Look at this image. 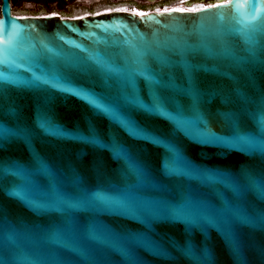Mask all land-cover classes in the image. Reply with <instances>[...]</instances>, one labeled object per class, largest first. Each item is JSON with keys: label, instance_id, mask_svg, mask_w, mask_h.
<instances>
[{"label": "water", "instance_id": "95a60500", "mask_svg": "<svg viewBox=\"0 0 264 264\" xmlns=\"http://www.w3.org/2000/svg\"><path fill=\"white\" fill-rule=\"evenodd\" d=\"M80 1L92 0H62L66 5ZM206 2L70 19L57 15L14 16L10 0H0V27L10 22L19 34L10 62L0 64V71L9 77V81L0 80V126L31 133V143L19 136L0 143V163L18 161L31 167L36 154L47 163L58 192L75 195L70 181L79 177L83 189L103 188L110 195H119L132 181L123 161L109 148L99 146L115 143L128 149L143 168L144 183L135 193L138 199L151 202L152 211L180 206L191 199L217 211L230 205L239 214L229 215L226 222L213 219L189 225L146 214L80 210L74 214L76 223L81 228L94 223L99 232L96 241L80 237L71 241L84 253L77 256L46 242L55 214L35 213L22 201L0 193V245L7 249L6 255L21 258L22 264L39 257L49 261L60 257L70 264H90L92 257L99 264H264V199L250 183L264 184V154L201 143L195 130L178 128L163 116L134 112L132 118L138 128L160 141L153 144L131 136L86 99L94 97L107 103L103 66L126 69L140 48L147 46L170 55L168 47L174 42H203L218 49L223 40L233 56L214 62L221 73L228 75L203 78L222 90L205 105L204 115L208 118L209 114L231 110L239 117L242 129L251 131L249 114L256 119L264 116L260 107L264 103V64L258 62L264 61V49L257 47L256 60L247 49L249 39L264 44V3ZM254 12L258 19L249 25L246 21ZM140 88L145 95L142 79ZM223 96L228 97V103ZM42 117L50 119L64 135L50 136L40 130ZM208 126L217 135H229L214 116ZM93 130L98 144L73 138L88 136ZM168 145L179 154L182 164L201 173L222 174L224 183H212L199 175L167 174L165 164L173 163ZM36 183L41 191L50 188L47 177H38Z\"/></svg>", "mask_w": 264, "mask_h": 264}, {"label": "snow or ice", "instance_id": "6c2138e0", "mask_svg": "<svg viewBox=\"0 0 264 264\" xmlns=\"http://www.w3.org/2000/svg\"><path fill=\"white\" fill-rule=\"evenodd\" d=\"M264 3V0H261ZM223 6L218 4L217 7ZM258 19V13H252L246 23L252 25ZM239 23V21H237ZM16 25L3 22L0 27V64H8L11 49L19 39V34L14 31ZM248 55L254 60L258 57L257 47L264 49V44L255 39H249ZM41 43H43L41 41ZM170 55L152 51L150 47H143L135 52L131 58L130 67L116 69L111 65H104L105 78L103 84L107 92V103H100L94 97H86L88 103L96 109L106 113L117 121L133 137L158 144L160 141L144 133L136 125L132 114L142 111L150 116H163L171 120L178 128L195 130L201 143H214L227 147H238L241 151L260 152L264 154V116L256 119L251 116L252 130L242 129L239 117L231 110L204 115L205 105L222 90L212 81H204V77L226 76L221 73L214 63L220 58H229L233 54L226 43L221 40L220 47L214 49L203 42H188L183 40L174 42L168 47ZM175 57V58H173ZM125 63L129 58H124ZM209 61H213L212 64ZM264 64V61H258ZM143 80L145 95H141L140 80ZM0 80L9 81L5 72L0 71ZM223 101L228 103V97L223 96ZM264 111V103L261 104ZM127 113L126 115L122 114ZM215 117L222 127L229 131L228 136L217 135L211 130L209 120ZM38 127L50 136H63L64 133L57 128L50 119L41 118ZM19 136L25 143H31V133L21 130L12 132L0 126V143L6 142L10 137ZM86 144H98L95 131L88 136H77ZM101 148H109L115 157L123 161L128 178L132 181L128 190L119 195H110L105 189L98 188L88 191L80 187L79 177H73L70 188L75 195L61 193L54 188V177L47 163L38 155L33 154L32 166L26 167L18 161L0 163V193L9 198L22 201L35 213L55 214L54 223L48 229L45 240L47 243L61 249H68L77 256L84 255L79 247L71 241L77 237L87 241L98 239L99 229L94 223L80 227L74 214L77 211H115L125 214H146L153 219L179 220L185 224L211 222L213 219L227 220L229 215L238 216V211L230 205H225L220 210H213L206 203H194L191 199L176 207L162 206L159 212L152 211L151 202L138 199L135 189L144 183V171L133 158L130 151L115 143L111 145L100 144ZM171 165L165 164V172L170 175H199L212 183H224L222 174L201 173L190 169L180 162L176 150L168 145ZM100 171V166H97ZM47 177L50 188L41 191L36 183L38 177ZM252 187L258 191L260 198L264 199V184L250 181ZM245 219L244 217H239ZM11 240V237H9ZM127 255L126 250H121ZM7 249L0 245V264H22L21 258L15 255H6ZM26 264H70V261L54 257L50 261L39 257L27 260ZM90 264H99L95 257L90 258Z\"/></svg>", "mask_w": 264, "mask_h": 264}, {"label": "rangeland", "instance_id": "374dc122", "mask_svg": "<svg viewBox=\"0 0 264 264\" xmlns=\"http://www.w3.org/2000/svg\"><path fill=\"white\" fill-rule=\"evenodd\" d=\"M116 5L133 6L130 2L117 3L112 0H92L78 4H47L45 0H20L12 3V13L17 16H37L47 13H56L65 17L80 16L81 13H92L102 7H112ZM140 11H146L140 9ZM95 13V12H94Z\"/></svg>", "mask_w": 264, "mask_h": 264}, {"label": "flooded vegetation", "instance_id": "af4514ba", "mask_svg": "<svg viewBox=\"0 0 264 264\" xmlns=\"http://www.w3.org/2000/svg\"><path fill=\"white\" fill-rule=\"evenodd\" d=\"M27 1H32V0H27ZM38 1V0H36ZM47 4H52V3H55V4H63V5H66L62 2V0H45ZM114 2H117V3H123V2H130L132 4H134L132 7L134 8V10H139L142 9V10H155L157 8H163V7H166V6H171V5H175L177 4V2H183L185 3V5H189L190 3H193V2H199V3H202V4H208V2L204 3V0H112ZM186 1V2H185ZM87 1H80V2H76L74 4H78V3H86ZM116 6H124V5H116ZM108 7V6H107ZM114 7V6H112Z\"/></svg>", "mask_w": 264, "mask_h": 264}, {"label": "bare ground", "instance_id": "6f19581e", "mask_svg": "<svg viewBox=\"0 0 264 264\" xmlns=\"http://www.w3.org/2000/svg\"><path fill=\"white\" fill-rule=\"evenodd\" d=\"M89 2V1H87ZM184 2V1H183ZM179 3H182V2H177V4ZM176 5V4H175ZM173 6V5H171ZM171 6H166V7H163V8H167V7H171ZM163 8H160V9H163ZM155 10H159V8L155 9ZM110 11H122V12H141L139 10H134V8L132 6H114V7H102V8H99V9H96L94 12L92 13H86V12H83L81 13L80 16H75V17H65V16H61V15H58L56 13H47V14H41V15H37V16H55L57 15L59 18H70V19H76V18H81V17H86V16H90V15H95V14H100V13H105V12H110ZM147 11H151V10H147ZM17 16V15H15ZM20 17H26V16H20Z\"/></svg>", "mask_w": 264, "mask_h": 264}, {"label": "trees", "instance_id": "16d2710c", "mask_svg": "<svg viewBox=\"0 0 264 264\" xmlns=\"http://www.w3.org/2000/svg\"><path fill=\"white\" fill-rule=\"evenodd\" d=\"M17 1H20V0H10L11 3H15ZM50 1H52V0H50Z\"/></svg>", "mask_w": 264, "mask_h": 264}, {"label": "built area", "instance_id": "2783aa9c", "mask_svg": "<svg viewBox=\"0 0 264 264\" xmlns=\"http://www.w3.org/2000/svg\"><path fill=\"white\" fill-rule=\"evenodd\" d=\"M59 15V14H58Z\"/></svg>", "mask_w": 264, "mask_h": 264}]
</instances>
